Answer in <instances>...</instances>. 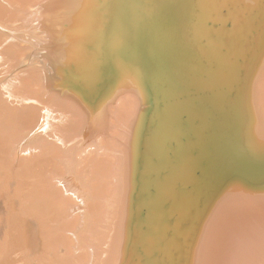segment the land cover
I'll return each instance as SVG.
<instances>
[{
	"label": "bare ground",
	"instance_id": "bare-ground-1",
	"mask_svg": "<svg viewBox=\"0 0 264 264\" xmlns=\"http://www.w3.org/2000/svg\"><path fill=\"white\" fill-rule=\"evenodd\" d=\"M0 16V264H264V0Z\"/></svg>",
	"mask_w": 264,
	"mask_h": 264
},
{
	"label": "rangeland",
	"instance_id": "rangeland-1",
	"mask_svg": "<svg viewBox=\"0 0 264 264\" xmlns=\"http://www.w3.org/2000/svg\"><path fill=\"white\" fill-rule=\"evenodd\" d=\"M31 11V10H30ZM48 12V13H47ZM29 12H27L26 11V13L24 12V11H21V14H20V17L19 18H21L20 19V22H22V24L24 25V20H27L26 18H29L30 19V21L29 22H26V23H31V21H32V19H31V17H32V12H30L29 14H28ZM43 14H44V16H43V19L40 21V23L38 24V29H39V32H40V35H41V43H43L42 44V46H44L45 45V47H49V48H47V49H45L44 50V48L45 47H41V48H39V50L42 52V53H49V52H47V50L48 49H50V47H52L53 49H54V46H49V40L48 39H50V33H49V31H51V30H53L54 28H56L57 27V25L54 23V16H53V14L52 13H49V10L48 11H46L45 13L43 12ZM23 15V16H22ZM29 15V16H28ZM2 16H0V18H1ZM45 17V18H44ZM18 18V19H19ZM13 20V19H12ZM46 21V22H45ZM1 22H3V20L2 19H0V35H1V37H3L4 39H7V38H9V37H11L12 36V34H11V31H10V29L9 28H7L8 26H3L2 24L3 23H1ZM13 24H15V22L13 23ZM26 26H27V24H25ZM32 25V23L30 24V26ZM45 25V26H44ZM28 26H29V24H28ZM50 27H51V30H50ZM48 30V31H47ZM42 33V34H41ZM52 38V37H51ZM15 50V49H14ZM23 50H24V52H23ZM15 53H17L19 56H21L20 58L24 61V63L28 66V62L30 63V65L29 66H34V67H36V68H38L37 67V61H36V59H33V58H35V57H37V55H35V54H33V53H31V50L29 49V47L25 50V49H22V48H20L19 47V49H16L15 51H14ZM33 57V58H32ZM38 58V57H37ZM7 62H10L11 63V61H7ZM10 63L9 64H2L1 63V65H0V72L1 71H8L9 69H10ZM34 64V65H33ZM5 75H8V74H5ZM11 76L10 75H8V77L7 78H5V81H7L9 78H10ZM4 82V81H3ZM144 111H146V110H144ZM80 200V199H79Z\"/></svg>",
	"mask_w": 264,
	"mask_h": 264
}]
</instances>
